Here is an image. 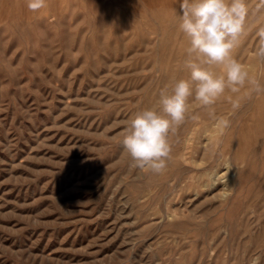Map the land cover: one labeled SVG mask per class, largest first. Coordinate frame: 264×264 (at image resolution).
<instances>
[{
    "label": "rangeland",
    "instance_id": "obj_1",
    "mask_svg": "<svg viewBox=\"0 0 264 264\" xmlns=\"http://www.w3.org/2000/svg\"><path fill=\"white\" fill-rule=\"evenodd\" d=\"M180 3L0 0V264H264V96L233 112L226 92L223 133L192 103L163 174L121 143L188 76ZM260 3L234 55L264 84Z\"/></svg>",
    "mask_w": 264,
    "mask_h": 264
},
{
    "label": "clouds",
    "instance_id": "obj_2",
    "mask_svg": "<svg viewBox=\"0 0 264 264\" xmlns=\"http://www.w3.org/2000/svg\"><path fill=\"white\" fill-rule=\"evenodd\" d=\"M31 12L48 7V0H25ZM264 8V0L257 10ZM246 0H181L178 31L187 41L182 69L187 78H170L158 93L155 106L136 112L125 123L122 145L133 168L163 174L172 159L174 135L190 113L192 103L208 111L223 133L230 126L227 117H217L214 106L226 99L233 112L245 99L264 96V84L235 58L241 38L247 35ZM256 30L253 57L264 61V24ZM259 257L252 264H259Z\"/></svg>",
    "mask_w": 264,
    "mask_h": 264
},
{
    "label": "bare ground",
    "instance_id": "obj_3",
    "mask_svg": "<svg viewBox=\"0 0 264 264\" xmlns=\"http://www.w3.org/2000/svg\"><path fill=\"white\" fill-rule=\"evenodd\" d=\"M179 9V8H178ZM255 21V20H254ZM150 23V22H149ZM169 45V44H168ZM242 49H243V47H242ZM177 51V50H176ZM226 166V165H225ZM227 167V166H226ZM222 178V177H221ZM223 179V178H222ZM213 185V184H212Z\"/></svg>",
    "mask_w": 264,
    "mask_h": 264
}]
</instances>
